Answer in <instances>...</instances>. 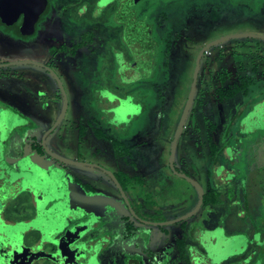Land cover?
I'll return each mask as SVG.
<instances>
[{"label": "rangeland", "instance_id": "rangeland-1", "mask_svg": "<svg viewBox=\"0 0 264 264\" xmlns=\"http://www.w3.org/2000/svg\"><path fill=\"white\" fill-rule=\"evenodd\" d=\"M164 9L167 22L158 12L157 22L166 33L179 36L167 69L160 74L154 70L151 76L137 70L138 84L128 81L125 85L116 77V84L140 108H134L130 114L126 100L117 115V125L128 118V146L132 149L134 170L145 181L143 185L133 182L128 189L130 204L141 220L135 219L129 210L128 217L138 225L147 242L131 231L128 243L142 245L152 255H156L159 246L161 255L167 257L172 253L164 264H199L194 259L192 262L188 251L191 247L192 253L196 248L204 252L201 240L210 243V252L220 260L228 258L223 264H246L247 260H252L250 264L258 260L264 264L261 235L264 232V103H259L264 96V88H260L264 83V40L231 39L204 55L195 99L177 145L175 168L198 181L205 194L213 192V195L206 198L192 217L161 225L190 213L199 202L196 189L169 167L172 141L189 97L199 51L229 35H264V0H168ZM49 45L43 37L40 50L36 51L29 43L0 34V63L33 60L46 64L45 51ZM227 54L229 57L225 58ZM62 57L66 65L58 66L57 72L71 104L58 131L69 132L80 113L85 116L84 122L90 120L78 102L89 104L98 100L99 94L95 89L92 60L84 63L85 71L81 74L76 69L77 63L74 69L67 65L71 56ZM225 59L235 63L231 69H237L236 72L241 68L253 80L257 76L256 84L250 86L248 78L235 82V77L223 83ZM20 75L21 80L15 78ZM0 76L3 98L20 102H11L12 115L32 112L46 127L59 116L60 107L39 114V109L26 108L24 103L31 98L30 94L34 98L37 92L44 91L62 98L55 79L45 69L30 64L13 65L0 68ZM235 84L250 87L248 93L217 101L219 88L224 85V89H231ZM40 97L46 99L44 94ZM88 138L89 147L93 139ZM106 147L111 148L109 143ZM159 260L162 263V256Z\"/></svg>", "mask_w": 264, "mask_h": 264}, {"label": "flooded vegetation", "instance_id": "flooded-vegetation-1", "mask_svg": "<svg viewBox=\"0 0 264 264\" xmlns=\"http://www.w3.org/2000/svg\"><path fill=\"white\" fill-rule=\"evenodd\" d=\"M167 1L48 0L45 12L31 26L26 25L25 14L14 25L5 24L0 4L1 35L29 43L36 51L43 37L50 42L45 51L48 63L32 60L36 64L31 65L55 79L54 72L66 92L57 72L58 66L66 65L62 55L71 56L67 65L74 69L77 63L81 74L84 63L92 60L99 94L89 104L74 101L87 113L88 122L80 113L72 131L59 132L71 103L65 101L56 79L62 98L44 91L34 98L30 94L24 102L26 108L39 109V114L60 107L59 116L67 105L54 130L59 116L46 127L32 112L12 115V103L20 102L0 93V264H164L173 256L161 255L160 246L152 255L142 245L128 243L131 231L147 242L138 225L129 221L127 203L134 182L130 179L136 178L139 185L145 181L134 170L128 118L117 125L118 111L129 94L116 84L117 76L125 85L133 82L137 70L151 76L154 70L160 74L167 69L179 42V36L166 33L155 18L157 12L166 17ZM128 53L133 62H128ZM12 62L16 61L0 65ZM226 69L222 67V72ZM89 136L93 142L88 147ZM188 252L193 262L191 247Z\"/></svg>", "mask_w": 264, "mask_h": 264}, {"label": "water", "instance_id": "water-1", "mask_svg": "<svg viewBox=\"0 0 264 264\" xmlns=\"http://www.w3.org/2000/svg\"><path fill=\"white\" fill-rule=\"evenodd\" d=\"M0 4H1V17H2V21L5 24L10 25V26L14 25L15 22L17 21V19L22 14H25L26 25L31 26L45 12L46 7L48 6V0H0ZM246 37L264 40V35H256V34H250V33L229 35V36H225V37H222L220 39H217L215 41L208 43L207 45H205L202 48V50L200 51V53L198 55V58L196 61V68H195L194 75H193V82H192L191 90L189 93V97L187 99V103L185 105L180 123L178 125L177 131H176L175 136H174L173 141H172L171 150H170V157H169V167L178 177L185 179L187 182H189L196 189V191L198 192V195H199V202H198L197 206L190 213H188V214H186V215H184V216H182L176 220L161 223V225H167V224H172V223H176V222H181L183 220H186V219L192 217L193 215H195L200 210V208L202 207V205L204 203L205 192H204L203 187L200 185V183L198 181H196L195 179L189 177L188 175L178 172L175 168L176 149H177L179 139H180L185 127H186L187 119L189 117V114H190V111H191V108H192V105H193V102L195 99V95H196V91H197V84H198V80H199V73H200V68H201V60H202L204 54L207 53L212 47L217 46V45H219L225 41L231 40V39L246 38ZM143 43L145 46H147L148 42H147V40H145V41H143ZM26 64L31 65V64H36V63L33 61H30V60L16 61V62H12L9 64L0 65V67H8L11 65H26ZM52 74L54 75L55 79L59 83V87H60L62 93L64 94V99L67 102L66 92H65V89L63 87L61 80L59 79V77L54 72H52ZM127 101L129 102V105H130L129 106L130 114L136 108H138V110L140 109L139 106L135 107V105L132 103L131 98H128ZM66 111H67V105L64 106L62 113L59 116L58 121H57L56 125L52 128V130H54L62 122V120L64 119V117L66 115ZM127 112H128V108H127ZM127 203H128V207H129L131 213L136 218H139L137 216V214L135 213V211L132 209L129 200L127 201ZM201 245L205 249V251L200 252L197 248L194 249V252L192 253L194 256V262L199 261L200 262L199 264H223L224 263V260H222V259L220 260L215 253L213 254L210 252L211 251L210 243L208 241L201 240ZM247 261H249V260H247Z\"/></svg>", "mask_w": 264, "mask_h": 264}, {"label": "trees", "instance_id": "trees-1", "mask_svg": "<svg viewBox=\"0 0 264 264\" xmlns=\"http://www.w3.org/2000/svg\"><path fill=\"white\" fill-rule=\"evenodd\" d=\"M131 54L128 53V62H130L132 59H134V57L130 58ZM134 56V55H132ZM136 72L138 71H135L134 72V80L133 81H137L139 79V77L137 78V74ZM225 76V75H224ZM221 79L223 81V83L225 82V79L226 77H223V75L221 76ZM250 85V84H249ZM241 94V93H248V87L246 86H243V85H240V84H235L231 89H224L223 87L219 88L217 91H216V98H217V101H224V100H229L231 98H234L236 95L238 94ZM118 148V146L116 147ZM130 155V151L128 149V157ZM130 183H132V181L136 182V184L139 182V180L135 181L136 178H132L130 179ZM213 195V192H209L207 194H205V198H204V201H206V198L207 197H211Z\"/></svg>", "mask_w": 264, "mask_h": 264}, {"label": "crops", "instance_id": "crops-1", "mask_svg": "<svg viewBox=\"0 0 264 264\" xmlns=\"http://www.w3.org/2000/svg\"><path fill=\"white\" fill-rule=\"evenodd\" d=\"M227 57H229V55L227 54V56L225 57V58H227ZM226 60V62L224 63V66L227 68L226 69V72H225V74H226V80H225V82L227 83L228 82V80H229V78L230 79H233L232 77H235L234 78V80H235V82L236 81H238V79H243V78H248L249 79V82H251V84H250V86L251 85H253V84H256L255 83V81H257V76H256V79L254 78V80L252 79V77L250 76V75H246L243 71H242V69L240 68V71H238V72H236L237 71V69L236 70H233V69H231V67H233V65H235V63L233 64V63H229L228 61H227V59H225ZM240 67V66H239ZM259 72H261V71H259ZM262 80L264 81V77H262ZM239 82V81H238ZM249 88L250 87H248V90H249ZM260 88H264V83L263 84H260ZM260 233V232H259ZM258 234V233H257ZM261 235H263L264 236V232L263 233H261ZM259 238H261L260 237V235H259ZM264 239V238H263ZM259 243L261 242L260 240L258 241ZM240 256V255H239ZM243 260H245V258L243 259L242 258V261ZM251 261L252 260H249L248 261V263L247 264H250L251 263ZM225 262H228V258H226V259H224V263ZM228 264H230V263H228ZM243 264H245V263H243ZM256 264H262V262L260 261V260H258L257 262H256Z\"/></svg>", "mask_w": 264, "mask_h": 264}]
</instances>
